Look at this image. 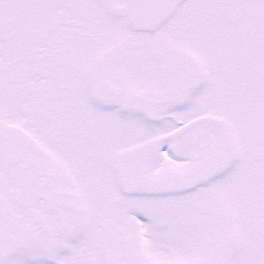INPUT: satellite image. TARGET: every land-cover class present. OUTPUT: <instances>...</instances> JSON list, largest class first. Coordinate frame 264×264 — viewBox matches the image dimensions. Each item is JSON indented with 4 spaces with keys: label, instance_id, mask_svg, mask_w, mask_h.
<instances>
[{
    "label": "snow or ice",
    "instance_id": "1",
    "mask_svg": "<svg viewBox=\"0 0 264 264\" xmlns=\"http://www.w3.org/2000/svg\"><path fill=\"white\" fill-rule=\"evenodd\" d=\"M0 264H264V0H0Z\"/></svg>",
    "mask_w": 264,
    "mask_h": 264
}]
</instances>
